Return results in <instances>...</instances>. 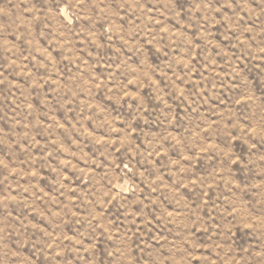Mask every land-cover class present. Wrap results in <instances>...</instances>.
I'll use <instances>...</instances> for the list:
<instances>
[{
	"label": "rangeland",
	"instance_id": "rangeland-1",
	"mask_svg": "<svg viewBox=\"0 0 264 264\" xmlns=\"http://www.w3.org/2000/svg\"><path fill=\"white\" fill-rule=\"evenodd\" d=\"M0 264H264V0H0Z\"/></svg>",
	"mask_w": 264,
	"mask_h": 264
}]
</instances>
